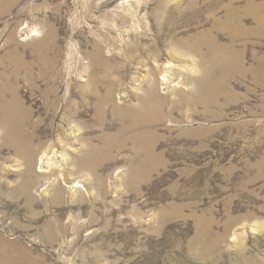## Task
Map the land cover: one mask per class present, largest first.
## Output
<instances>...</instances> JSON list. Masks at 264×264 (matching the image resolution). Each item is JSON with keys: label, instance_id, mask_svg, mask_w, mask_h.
Instances as JSON below:
<instances>
[{"label": "rangeland", "instance_id": "rangeland-1", "mask_svg": "<svg viewBox=\"0 0 264 264\" xmlns=\"http://www.w3.org/2000/svg\"><path fill=\"white\" fill-rule=\"evenodd\" d=\"M258 18L264 0H0V106L26 115L23 145L0 125V264H264Z\"/></svg>", "mask_w": 264, "mask_h": 264}, {"label": "bare ground", "instance_id": "bare-ground-1", "mask_svg": "<svg viewBox=\"0 0 264 264\" xmlns=\"http://www.w3.org/2000/svg\"><path fill=\"white\" fill-rule=\"evenodd\" d=\"M262 21L263 20L261 18H258V25L264 26V24H262ZM233 25H234V23H233L232 19H228L227 22H225L224 26L226 27V29L229 32H232L233 31L232 28L234 27ZM242 28H243L242 32L245 34L246 31L244 29L246 27L243 26ZM231 29H232V31H231ZM258 30H260V29H258ZM259 35H261V34H259ZM191 52H193V51H191ZM222 54H224V52ZM230 57L233 60L236 59V57L233 56V55H231ZM219 60L222 61V58H220V57H218L217 59L214 58L213 59V65L216 66L217 65L216 63H218ZM224 66H225V68L228 69V71H230V70H234L235 68H237L239 66V63H238L237 59H236V61L234 63H228V62L225 61L224 62ZM208 72H209V70L206 72V74H208ZM150 90L152 91L151 92L152 94L155 93V87H151ZM55 99H56V102H53V103H54V107H57L58 103L60 102V99H58V98H55ZM20 110H22V105H21L20 101L17 100V99L12 100L10 103L9 102L7 104L5 103L4 105H2V107L0 106V125H1V127L3 129H6V131H7L6 136H5L6 138H8L11 142L14 141V140H16L18 142L20 140L22 142V145H23V143H24V133H23L24 121H23V119H21V115H22V117H26V115H25V113L21 114V115L18 114V111H20ZM142 111L145 112V107H142ZM23 153H24V151H23ZM93 155L95 156L94 151H93ZM90 156L88 155L87 158L82 159L81 167L86 168V167L93 166V164H94L93 161L94 160L92 161L90 159ZM25 157H26V160H27L28 164L32 165L33 161H34L33 152L30 153V151L29 152L26 151Z\"/></svg>", "mask_w": 264, "mask_h": 264}]
</instances>
